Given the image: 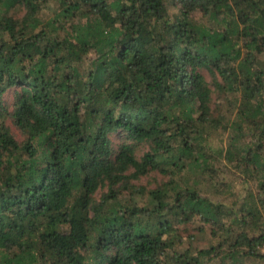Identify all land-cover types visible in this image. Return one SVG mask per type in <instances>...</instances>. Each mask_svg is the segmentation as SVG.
Wrapping results in <instances>:
<instances>
[{"label": "trees", "instance_id": "trees-1", "mask_svg": "<svg viewBox=\"0 0 264 264\" xmlns=\"http://www.w3.org/2000/svg\"><path fill=\"white\" fill-rule=\"evenodd\" d=\"M194 218L211 241L180 251ZM263 245L264 0H0V264Z\"/></svg>", "mask_w": 264, "mask_h": 264}, {"label": "rangeland", "instance_id": "rangeland-1", "mask_svg": "<svg viewBox=\"0 0 264 264\" xmlns=\"http://www.w3.org/2000/svg\"><path fill=\"white\" fill-rule=\"evenodd\" d=\"M207 79H208V81H210L211 80L210 76L207 75ZM6 99L8 101H11L12 93L9 92L7 94ZM228 109L229 108H226L225 110H226L227 114L230 115L228 113ZM213 135H214V139H215L216 143L221 144L222 146H226L229 143L227 140V136L221 135V132H220V134L217 132H214ZM112 139L117 143H120V142L126 140V138H124V135H122V134H116L112 137ZM233 192L234 191H232V193ZM213 198H216V197H213ZM222 198H227L228 199L227 201L230 203L234 199L238 198V192H234V194H225V197H222ZM176 223H178L177 220H176ZM178 224L180 225L179 229H183L184 231H186V233L184 234L185 236L183 238L184 245L180 246V248H179L180 251L184 250V249H188V248H191L193 250L201 249V248L207 247V245L210 243V241H211L210 240L211 226L201 223L200 220L196 219V218H194L192 221H190L188 223H182V224L178 223ZM201 228L205 229L207 232L202 233L200 231ZM189 233H194L195 238L191 239L188 236ZM249 264H255V263L250 262Z\"/></svg>", "mask_w": 264, "mask_h": 264}, {"label": "built area", "instance_id": "built-area-1", "mask_svg": "<svg viewBox=\"0 0 264 264\" xmlns=\"http://www.w3.org/2000/svg\"><path fill=\"white\" fill-rule=\"evenodd\" d=\"M262 252L264 253V245H263V248H262Z\"/></svg>", "mask_w": 264, "mask_h": 264}]
</instances>
